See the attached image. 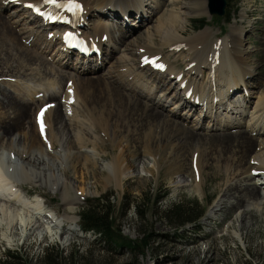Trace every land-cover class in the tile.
Wrapping results in <instances>:
<instances>
[{
	"label": "rangeland",
	"instance_id": "rangeland-1",
	"mask_svg": "<svg viewBox=\"0 0 264 264\" xmlns=\"http://www.w3.org/2000/svg\"><path fill=\"white\" fill-rule=\"evenodd\" d=\"M15 1H9V3L16 5ZM138 1L149 4L151 2H160L161 0ZM166 1L153 16L151 14V20L147 18V15L143 16V24L136 23L132 17L130 19L126 17L123 19V22H121L117 20L116 17H114L115 20L108 19L110 18L109 16H111L108 15L107 19L105 18L104 21L115 25L113 33L115 41L110 46L112 53L109 51L110 49L107 51L104 55L106 59L102 62V64L100 62L101 57H98V60H96L94 64H87V67H91V72H85L79 76L88 77L90 80L96 79L98 85L102 81L107 80L108 83L106 82V84L114 89L116 93L125 94L128 97L129 102L121 96H116L111 99L114 104L113 105L111 103V110L120 109V111L123 112V116L126 119L125 121L130 128L126 134V140L118 133L115 126L112 130L116 131L118 135V145L114 147L113 142L110 143L106 138L103 139V131L101 132V130H99L98 124L97 126H94L96 123L94 118L90 115L89 109L85 110L80 104H77L78 102L74 99V94L72 93V97L70 99V110L68 111L69 114L73 116L72 118L75 120H82V123L80 124V127L75 124V122L71 123V125L69 124L70 126H68V121L64 119L67 121L64 122V124L67 125L64 131L58 130V125L55 127V149H48L45 145L47 141L46 137L41 136V129L39 126L38 128H35V125L32 122V120L34 121L33 117L35 112L33 110L34 107L31 108L30 117L25 120L24 129L23 131L21 129V134H19L21 135V138L26 135L25 138L28 139L30 133H34V136L40 141V143H44L43 151L45 155L47 154L46 162L48 163L45 164L43 161L44 170L42 173L41 183L38 181V178H36L35 183L34 180L29 183L26 182L25 186L29 189L35 185L42 184L39 186V189L36 190V193L40 195L42 194L41 200L44 203V207L41 203L43 208L41 211L43 217L42 222L45 224L44 221H47V219L53 221L57 219L55 223H59L61 225V228H58V235L61 232L64 233L63 231H65L63 239L65 238L66 240L68 238V241L64 245L61 241L59 242L52 239L50 235L42 238L40 233L41 229L38 231V235L25 237L24 233V236H21V230H19V234H17V236H14V238H7L3 235V233L6 232V227L4 225V228L0 230V262L8 258L7 252H9L19 255L21 260L26 257L31 261L30 264H35V261L40 260L44 255V251L47 250L48 253L57 256L58 259L56 264H189V258L196 261V258L199 257L201 259L200 264H264V205H261L260 210L254 213L256 215H252L250 221L252 222L251 226L243 230L242 242L239 238L233 237L235 234L234 228L238 224V222H235V217L238 213H240V210H242L241 208H232L225 211V213L217 212L212 218H207L209 215H212L215 203L223 193L221 184L233 182L232 178L234 176L225 172V169L233 163L238 155V147L235 143L233 144L230 141H212L206 143V141H197L195 138L193 140L187 138L189 133L198 136H217L222 134L231 135L237 131L244 130L249 132V128H247L248 126L246 127V125L250 120L249 111L252 110L251 108L253 105L250 104V106L246 107L244 114H240L238 112L234 114V116L238 119L237 125L232 122L230 126L219 129L214 126L215 122H213L212 119L208 116H202V114L206 112V105H203L201 101L198 102L196 95H192V99L190 98L191 96H189L183 100L181 86L177 87V85L172 86L169 84L168 86H170V89L166 90L162 87V82H159L157 87L147 84L146 90H139L132 84L121 81L117 76L116 65L120 62L119 60L123 58V60H125L130 57L137 56L135 55L137 46L142 43L145 35H147V30L156 25L160 19H165L167 17V14L170 13L172 8V1L175 5L178 3L188 2V5L191 6L190 2H193L194 0ZM201 1L203 3V9L207 10V0ZM227 7L230 10L229 19L224 18V15L220 16L221 18L215 16L207 17V14L189 17L185 28L182 31V38L179 40L180 43L187 44L185 47L183 46L184 48L188 47L189 43H193L194 46L201 47L200 44H204L203 40L205 41L206 38H208L207 42L212 43L214 46L219 48L221 44L224 45L225 43H232L237 35V31H234L236 28L241 30L243 29L244 32L242 30L243 34L241 36V42L244 45L243 47L248 46L251 48V51L246 54L248 65L240 66L241 70L244 71L243 79L245 82H243V85H246L244 87L247 88V91H235L236 94L234 93L235 95L233 96L236 99L238 94L241 92L240 94L244 95V101L246 104V102L251 98V94V100H255V96H258V94L261 93V90L264 89V85H262L264 83V0H236L235 3H232L230 6H226V8ZM242 8L246 9L245 18V14L242 18L240 17ZM85 11L87 12L86 24L91 26L95 25L97 20L94 16H97L99 13L96 12L93 16H91V13L86 9V6ZM131 13L133 14L134 12ZM0 16L1 19H4H2V21L5 24L7 22L9 26L11 25L12 30L17 34L14 46L22 47L21 45H23L31 51L38 53L39 56L42 55V59H44L48 65L52 67V69H55V71L48 73V75L47 72L43 73L42 69L38 68L37 62L31 65L21 66L19 64L21 63V58L14 54L16 51L10 49L11 46H4L7 48L8 56L10 58L5 62L4 60L2 62L0 61V65H2L0 66V88L4 89L6 92L18 95V98H23L22 100H28L31 102L42 97L44 92L40 91L41 88L48 85L51 86V83L54 82V86H52V88L54 92L58 93V97L56 96V99L52 102H49L51 99H48V101L44 99L43 101L47 102L48 105L52 104L53 107L59 105L61 113L65 115L67 112L65 109V92L66 87L70 86V82L69 79L68 81L66 79L64 84H59V86L61 85L60 87L58 86V83L56 86V82H59L58 78L60 74L72 71L76 72L77 68L74 69L69 64L64 65L65 61L62 62L61 58L53 56L51 53H47L46 50L43 51L31 44H26L24 39L29 35L21 33L24 31V28L23 30H20L21 26L19 27L11 24V21L14 20L13 17L15 14L12 13L7 15V12L4 9V11L0 10ZM202 17L206 18V25L200 28L196 27V23H194L193 20H197ZM134 18L140 19L138 17ZM234 20L236 23L233 22ZM169 25L170 22L167 21L166 28L169 27ZM121 29H123L124 36L122 42L118 40V35L121 32ZM203 33L207 34V37L201 38L200 42V40H197L196 38L200 39V36ZM158 35L159 34H155V39H159ZM44 36H46L45 32ZM31 37L32 33L29 38ZM158 39L155 40L156 43ZM178 48H180V46H178ZM217 50L218 49L213 50L212 52ZM164 52L165 55L168 54L167 49H165ZM210 55L211 53L203 55L201 59L210 58ZM219 57H221V55ZM222 58H226L225 52ZM168 59L174 66V70L172 69L174 72H180L183 74L184 78L192 82H206L209 77L207 76L209 68L207 66L204 67V65H201V70L204 72V76L202 78H200L201 74H193V71H190L188 68V58L186 57V52L184 50L182 51L180 57L177 58V54H170ZM17 60L19 61L16 62ZM90 61H92V59ZM74 63L70 64L73 65ZM152 63L153 61L149 60L148 64L151 65ZM95 64H97V67ZM244 68H251L252 72H247ZM118 71H120V69ZM20 73L23 74L21 75ZM141 74L144 78L149 79V81H152L155 76L154 70H150L148 67H146V70H144ZM164 76L167 78L164 77L162 81L168 82V79L170 78H168L165 74ZM67 77V75L63 74V80ZM169 81H171V79ZM210 82L212 86H215L213 81ZM113 83L115 84V87L111 86L114 85ZM116 83L119 84L116 85ZM243 85H240L239 87L242 88ZM61 87L65 90H61ZM100 89L104 90V84L100 85ZM149 90L151 91L149 92ZM132 92H135L137 95ZM26 93H29L30 95ZM188 93L190 92H187L185 96ZM59 94H61V97H59ZM175 94L177 95L176 98L171 100L170 97ZM98 97L99 100L96 103V106H99L102 103L101 101L104 103L107 102L106 99L100 96ZM164 97H168V100ZM119 99L121 100V103H119ZM131 99L138 100L141 104L145 102L151 106L163 103V106L161 105L158 108V110H160L161 117L150 121L145 116V114H148V109H139L131 106ZM239 99H242V96ZM182 101L193 102H191L190 106L186 104L181 106L179 109L177 106H174L175 102ZM172 105L174 106L173 111H168L169 109H172ZM76 106L77 109H75ZM89 108H92L90 103ZM227 109L230 108L228 107ZM201 111L202 114L200 115ZM2 113L9 114L11 111L0 106V114ZM91 118L93 120H91ZM162 121H171L173 128H177L179 126V130L181 129L182 132H179L175 138H172V143L166 146L165 144H161L162 140L157 139V142H153V144L157 143V145L153 146V152H150L147 150V137L143 136V132L146 131L147 128H150L151 130L157 128V133L161 132L160 129ZM28 122L30 123L32 131L29 127H27ZM64 124H61V126L63 127ZM208 124L209 128L207 127ZM211 125L213 126L210 128ZM148 131L149 129L146 132ZM80 133H82V135H80ZM159 134L161 135V133ZM250 136L258 141L264 139L263 132L258 133L257 131H253ZM18 137L19 136L16 137L17 141ZM74 137H78L84 142H89L90 145L83 144L82 147L78 149L76 146H73V140H75ZM66 142L71 144L73 147V149L72 147L70 148L71 154L69 156L66 155L69 154L68 150L67 152L65 150V144H67ZM94 142L96 144L100 143L99 145H102L103 149L94 151ZM18 143L13 145L11 151L9 149L10 147L4 146V142L0 151L3 150L5 153H11L12 157L15 156L19 163H22V166L25 168L27 167L28 170V159H20V157L15 155L16 153H23V144L25 142L20 139ZM122 150L125 161L120 163V167L122 166L121 177L119 174L120 179L119 177L117 179L112 174V172L114 173L112 161L114 159L113 157H116ZM255 151H258L257 146L250 151L252 152L250 157L253 153H255ZM194 152L195 154H203V161L200 164L202 165L201 172L197 171V166L193 159ZM73 155L80 156V164L74 169L71 166V163H73ZM82 155L90 157L95 163V167L93 166L92 168L91 165H86L87 169H84L85 166L83 165H85V161L84 156ZM104 155L106 157H104ZM248 156L249 154L246 156V160ZM25 158H27V155ZM63 170H66L65 175ZM100 170L107 172H105V174L102 173L100 177L101 179H98V172H102ZM238 173L239 172L235 174ZM52 174H55V176L59 178V181H56L59 184L57 188H52L54 184ZM25 176V171L16 170L13 178L17 183L16 185H18L22 180L26 181L27 179H25ZM254 176L258 178V174H255ZM235 180L236 179H234V181ZM25 190L26 189H23L21 191L25 194ZM19 193L18 195L20 197ZM165 194L166 197L157 203L158 209H156L153 203L154 199L156 196H163ZM106 195L111 196L113 206L115 207L114 215L116 217L122 210L120 209L121 203L123 201H129V206L126 209L128 210L126 216L123 218L121 217L118 220L117 225L120 229L122 237L125 238L136 239L141 237L143 234H149V246L144 249V251L133 254L125 247H118L112 251L107 250L101 247L99 242H96L97 237L94 233H83L78 228L80 212L83 208L87 207L86 201L94 198H101L102 200ZM25 197V200H31L29 199L30 196L25 195ZM77 197H79L80 200H78V203L76 204L77 206L75 205L74 207L75 209L73 211L75 212L72 214L68 213L66 210V208L70 206L67 204L68 201ZM23 198L22 200H24ZM22 200L20 197V202L23 204ZM190 201H196L204 210L201 219L193 226L188 225L187 227L181 229L178 225L165 220L162 215L158 213L159 211L169 209L174 204ZM9 204L12 203L9 202ZM247 205H250V203ZM7 206L8 205H6V207ZM12 209V207L8 208L11 213ZM47 214H49L50 217ZM53 214L56 218L53 217ZM71 218H76L77 221H71ZM68 228L73 231L68 230ZM207 247H209V249L205 252L206 254L201 252ZM192 248L196 252H194ZM197 252L200 253L196 256L194 253ZM209 258H211V260H209Z\"/></svg>",
	"mask_w": 264,
	"mask_h": 264
},
{
	"label": "bare ground",
	"instance_id": "bare-ground-1",
	"mask_svg": "<svg viewBox=\"0 0 264 264\" xmlns=\"http://www.w3.org/2000/svg\"><path fill=\"white\" fill-rule=\"evenodd\" d=\"M9 1H15V0H0V10L4 11L5 9L7 15L12 13L15 14V16L13 17L14 20L11 21V24L14 26H19V27L21 26L20 30H23L24 28V31H22L21 33L29 35L26 36V38L24 39L25 43L31 44L40 50L43 51L46 50L47 53H51L53 54V56H58L59 58H61L62 62L65 61L64 65L69 64L74 69L77 68V71L63 73L64 75L68 76L67 78H65V80H63L64 79L63 74H60L58 78L59 82H56V86L57 83L58 86L59 84L61 85L62 83L64 84L66 79L67 81L69 79L70 82V86L66 87V92H65L66 94L65 109L67 110L65 115L61 113V108L59 105L53 107L52 104L48 105L47 102L43 101L44 99H46V101H48V99H51V101L49 102H52L56 99L58 93L54 92L52 88V86H54L53 85L54 82L51 83V86L48 85V86H44V88H41L42 90L40 89V91L44 92L42 97H40V99H36L35 101H31V102H29L28 100H22L23 98L22 99L20 97L18 98V95L16 94L14 95L13 93L6 92L4 89L0 88V106L4 109L11 111V113L9 114H5V113L0 114V149H2L1 146L4 145L5 142L4 146L10 147L9 149L12 151L11 148L13 147V145L17 144L20 139L24 140L25 143L23 144V150H22L23 153H19V154L16 153L15 155L20 157V159L23 158L28 159L27 165L29 166L27 170V167L26 168L23 167L22 163H19L18 159H16L15 156L12 157L11 153H5L3 150L0 151V230H2V228H4L5 225L6 232L3 233V235H5L7 238H12V237L14 238V236H17V234H19V230H21L20 231L21 236H24L23 234L25 233V237L27 236L30 237V235H38V231H40L41 229L40 233L42 235L41 236L42 238L50 235L52 239H55L59 242L61 241L65 245V243L68 241L67 240L68 238L66 240L65 238L63 239V234L65 233V231H63L64 233L61 232L59 234L60 236L58 235V228H61V225L59 223H55L57 219L54 221L47 219V221H44L45 224H43L42 222L43 217L41 211L43 210L42 205L44 207V203L41 200L42 194L40 195L36 193V190L39 189V186H41L42 184L35 185L29 189L25 186L26 182L29 183L34 180L35 183L36 178H38V181H40L41 183L42 173L44 170L43 161L45 164L48 163L46 162L47 154L45 155L43 151L44 143H40V141L34 136V133H30L29 137L27 136L28 139L25 138L26 135L25 137L23 136L21 138L20 135L21 129L23 131L25 126V120L30 117V111L32 107H34L33 110L35 112L33 117L34 121L32 120V122L34 123L35 128H38L39 126V128L41 129V123H40L41 118L39 114L41 110L44 109V113L42 117L43 131H41V136L46 137L47 141L45 145L47 146L48 149L51 150L53 148L55 149L56 147L55 127H57V125L59 127L58 130L64 131L67 126L66 124H64V122L68 121L67 122L68 126H70L71 123L75 122V124H77L79 127L80 124L82 123L81 122L82 120L79 119L75 120L74 118H72L73 116H71V114H69L68 111L70 110V99L73 93L74 99L78 102L77 104H80L81 107H83L85 110L89 109L90 111L89 113L94 118L96 123V125L94 126H97L98 124L99 130H101V132L103 131V135H104V137H102L103 139L106 138L110 143L113 142L114 147L118 145L117 143L118 135L116 131L112 130L114 126L117 128L118 133L125 139L127 136L126 134L130 130V128L125 121L126 119L123 116V112H121L120 109L111 110V103L113 104L111 99L116 96H121L124 97L129 102L128 97L125 94L116 93L114 89H112L106 84L107 80L102 81L98 85L96 79L90 80L88 77H79L85 72H91V67H87L86 65L87 64L90 65L92 63L94 64L95 61L98 60V56L96 54H93L85 58L84 55H81L79 53V50L71 49L70 40L68 41L62 40V36L64 35L65 32H70V33L73 32L79 38L80 42H83L86 45H92V44L95 45L100 50V54H101L100 62L102 64V62L106 59L104 55L107 53L109 49L110 52L112 51L110 46L115 41L114 40L115 36L113 35L115 25H112L104 21V19L105 18L107 19V16L111 15L109 16L110 18L108 19L113 20L114 17H116L117 20L123 22L124 18L127 17L128 19H130L132 17V19L136 21V23L143 24L144 23L143 16L147 15V18L151 20L152 19L151 14L153 16L155 12H157L158 9L163 6L166 0H161L160 2H154V3L151 2L153 4L151 3L145 4L144 2L141 1L139 2L138 0H115V1L114 0H56L55 3H48L46 2V0H16L15 1L16 5H13L12 3L10 4ZM68 2L74 4L75 7L74 6L66 7V4ZM188 4H189L188 2H183L175 5L172 1V5H171L172 8L170 10V13L167 14V17L165 19H160V21L156 25H154L151 29H148L147 35H145V38L143 39L142 43H140V45L137 46L136 49L137 51L135 55H137L138 57L133 56L125 60H123L124 58L119 60L120 62L116 65L117 76L121 81L132 84L139 90H146L147 84H151L157 87L159 82L160 83L162 82V87H164L166 90L170 89V86H168L169 84L172 86L177 85V87L181 86L182 87L181 90L183 92L182 93L183 100L185 98H188L189 96H191L190 98L192 99V95H196L198 102L201 101L203 105L204 104L206 105V112L202 114L201 111L200 115L202 114L203 117L208 116L210 119H212L213 122H215L214 126L219 129L230 126L232 122H234L235 125H237L238 119L234 116V114H236L237 112L240 114H244L246 107L250 106V104L253 105V107L251 108L252 110L249 111L250 120L246 125V127L248 126L247 128H249L248 129L249 132L244 130V131H237L236 133L231 135L222 134L217 136L215 135L198 136V135H193L192 133L189 134L187 133L188 137L185 135L190 140H193L195 138L197 141H206V143L212 141H217V142L230 141L233 144L235 143L236 146L238 147V153H237L238 155L236 156L233 163L227 166V168L225 169V172H227L228 174H232L234 176L232 178L233 182L221 184L223 193L220 195V197L215 203L213 210L214 213L212 212V215H209L207 218H212L214 214L216 215L217 212L225 213V211H228L232 208H241L242 210H240V213H238L235 217V222H238V224L234 228L235 234L233 237L239 238L242 242L243 230L251 226L252 222L250 221L252 215L260 210L261 205H264V139L258 141L257 139L250 136L253 131H257L258 133L263 132L264 134V89L261 90V93L258 94V96H255L256 97L255 100H251L252 98V94H251V98L249 99V101L246 102V104L244 101V95L240 94L241 92L238 94V97H236V99L233 96L236 94L235 91H241V90L247 91V88L244 87L246 85H243V82H245V80L243 79L244 71L241 70L240 66L248 65L246 54H248L251 51V48H249L248 46L243 47L244 45L241 42L242 40L241 36L244 32L243 29L242 32L241 29L236 28L234 31H237L236 33L237 35L236 38L232 41V43L230 44L225 43L224 45L221 44L219 48L214 46L212 43L207 42L208 38H206L205 41L203 40L204 44L201 43L200 44L201 47H197L194 46L193 43H189V46L184 48L185 45L187 44L180 43L179 39L182 38V31L185 28L188 18L195 15L196 16L206 15L207 13V10L203 9V3L201 0H194L193 2H190L191 6H189ZM85 6L86 9L91 13V16H93V14H95L96 12L100 14L94 16L96 17L97 22H95L96 24L94 23L95 25L93 26L86 24L87 12L85 11ZM241 10L242 11L240 12V17L242 18L245 14L246 9L242 8ZM48 11L59 13L60 16L64 18V22L58 21L54 24H50L49 22L43 21L42 17H40L38 14L40 12L46 13ZM131 12L134 13L132 14ZM134 17H138L140 19H135ZM2 19L0 16V61L1 62L3 60L4 62L9 60L10 57L8 56V50L6 47L11 46L10 49L16 51L14 54L17 55L19 58H21V63H19L21 66L31 65L37 62L38 68L42 69L43 73L47 72L48 74L52 71H55V69H52V67L48 65V63L44 59H42L41 57L42 55L39 56L38 53L31 51L30 49H28L23 45H21L22 47L14 46L17 34L15 31L12 30L11 25L9 26L7 22L6 25L2 21ZM167 21L170 22V25L169 27L166 28ZM233 22L236 23L235 20ZM44 32L46 36H44ZM31 33H32V37L29 38ZM155 34H159L158 35L159 39L156 38L158 39L157 43L155 42L156 40L154 37ZM104 35L106 36L105 38H103ZM118 36H119L118 40L122 42L124 37L123 29H121V32L119 33ZM204 37H207V34L203 33L200 36V39L198 38L196 39L200 40L201 42V38ZM178 46H180V48H178ZM165 49L168 50L167 55H165L164 52ZM216 49L218 50L212 52L213 50ZM183 50L186 52V57L188 58L187 59V61L189 62L188 68L190 69V71H193V74L195 73H198L197 75L201 74L200 78H202L204 76L203 75L204 72L201 70V65L207 66L209 68L207 72L208 74L207 76L209 77L206 80V82L204 81H201L200 83L192 82L184 78L183 74H181L180 72L173 71L174 66L172 65V62L168 59L169 55L177 54V58H178L182 54ZM203 51L206 52L204 53ZM224 52L226 53V58H222ZM209 53H211L210 58H205L203 60L201 59L203 55H207ZM220 55L221 57H219ZM91 59L92 61H90ZM149 60H153V63L151 65L148 64ZM18 61L19 60H17L16 62ZM70 63H74V64L72 65ZM95 65L97 67V64ZM146 67H148L150 70H154L155 72V76L153 77L152 81H149V79L144 78L141 74L144 70H146ZM119 69L120 71H118ZM244 70L247 72H252L251 68H244ZM164 74L167 75L168 78L171 79V81H169L170 79H168V82H163L162 79L166 77L164 76ZM177 77L180 78L177 79ZM210 81H213L215 86H212ZM101 84H104V90L100 89ZM118 84L116 83V85ZM240 85H243L242 88L239 87ZM262 85H264V83ZM111 86L115 87V84ZM230 89L232 90V92L230 91ZM61 90H65V89L61 87ZM150 91L151 90H149V92ZM187 92L190 93H188L185 96ZM132 93L136 94L135 92ZM231 93H235V94H231ZM61 94H59V97H61ZM98 96L106 99L107 102L104 103L103 101H101L102 103L99 106H96V103L99 100ZM176 96H177L176 94L172 95L170 99L171 100L175 99ZM241 96L242 99H239ZM164 98L168 100V97H164ZM191 102L190 101L175 102L174 103L175 105L174 104L173 105L177 106V108L179 109L181 106H184L186 104L190 106ZM89 103L92 105L93 108V109L91 108L92 110L89 108ZM119 103H121L120 99H119ZM130 104L131 106L137 107L139 109H148L147 110L148 114H145V116L150 121L156 120L155 118L161 117L160 110H158V108L161 105L163 106V103H159L156 106H151L145 102L141 104L140 101L131 99ZM173 105L171 106L172 109H169L168 111H173V107H174ZM228 107L230 109H227ZM75 109H77V106L75 107ZM64 119H66L67 121ZM91 120L93 119L91 118ZM61 124H64V126L62 127ZM212 126L213 125H211L210 128ZM27 127H29L30 130L32 131L29 122L27 123ZM178 127L173 128L171 121H162L161 129H160L161 132H159L161 133V135L157 133V128L152 130L150 128H147L146 131L148 129L149 131L143 132L144 133L143 136L147 137L146 139L147 150L153 152V146L157 145V143L153 144V142H157V139L162 140L161 144L162 145L165 144V146L172 143L173 140L172 138H175L179 132L180 133L182 132L181 129L179 130ZM207 127L209 128V124ZM80 135H82V133H80ZM17 136H19L17 138L18 141L16 140ZM38 137L40 138L39 135ZM74 139L75 140H73V146L74 147L76 146L78 149H80L83 144L90 145L89 142L88 143L84 142L78 137H74ZM99 144L100 143L96 144L94 142L93 145L94 151L103 149V146ZM256 146L258 147V151L257 152L255 151V153H253V155L250 157V154L252 153L250 151ZM40 147L42 150L40 149ZM71 147H72L71 144L69 143L65 144V150L66 152L68 150L69 153L66 154L67 156L71 154L70 153ZM122 152L123 150L116 157L114 156L113 157L114 159L112 161V166L114 171V173L112 172V174L117 179L119 177V174L121 177L122 166L120 167V163L125 161ZM25 154L27 155V158H25L26 157ZM248 154L249 156L247 157L246 160V156ZM104 157L106 156L104 155ZM89 158L90 157L84 156V161H85V165H83L85 166L84 169H87L86 165L88 166L91 165L92 168L93 166L95 167V163L91 160V158L90 159ZM193 159L197 166L196 167L197 171L201 172L202 165L200 164L203 161V154L202 153L195 154L194 152ZM79 160H80V156L73 155L72 158L73 163H71L73 169L80 164ZM16 170L25 171L26 178L25 177L24 178L27 179L26 181L25 180L20 181V183L18 184L19 187L18 185H16L17 183L15 179H13ZM104 170H100L102 172H98L100 174V175L98 174V179H101L100 177L102 173L105 174V172H107ZM63 171L65 175L66 170ZM237 172L239 173L235 174ZM255 174L259 175L258 178L254 176ZM52 175H53L52 178L54 180V181L52 180L54 182L52 188L54 187L57 188L59 184L56 181H59V178H57L55 174ZM234 179L236 180L234 181ZM23 189H26L25 194L23 193V191H21ZM18 193L20 194L21 200L24 197L23 198L24 200H22L24 205L20 202V197ZM25 195L30 196L29 199L31 200H25L26 199ZM78 200H80L79 197L72 198L71 201H68L67 204L70 205L66 208L68 213L72 214L75 212L73 210L75 209L74 207L78 203ZM9 202L12 203L13 205L9 204ZM248 203H250V205H247ZM6 205L8 206L6 207ZM10 207L13 208L12 213L8 210V208ZM71 221L76 222L77 220L76 218H71ZM68 230L73 231L70 228H68ZM208 249L209 247H207L201 252L205 253ZM198 253L200 252L194 254L197 256ZM200 260H201L200 257L196 258V261H193L191 258H189L188 263L200 264ZM209 260H211V258H209Z\"/></svg>",
	"mask_w": 264,
	"mask_h": 264
},
{
	"label": "trees",
	"instance_id": "trees-1",
	"mask_svg": "<svg viewBox=\"0 0 264 264\" xmlns=\"http://www.w3.org/2000/svg\"><path fill=\"white\" fill-rule=\"evenodd\" d=\"M228 6L232 3H235L236 0H227ZM230 11L226 9V19H228ZM196 23V27H203L206 25V19L200 18L193 20ZM166 197V194L163 196H156L154 199V206L158 209L157 203L162 201ZM87 207L83 208L79 216L80 229L84 233L92 232L96 235V242H99L101 247L107 250H115L118 247H125L127 250L133 254L140 253L144 251L149 246L150 235H142L136 239H129L122 237L120 229L118 227V220L126 216L129 206V201H123L121 203L120 209H122L116 217L114 215V209L112 199L110 195L104 196L101 198H94L92 200H87ZM203 208L199 206L196 201H190L185 203H178L172 205L169 209L159 211L158 213L162 217L170 221L172 224L178 225L181 229L187 225H195L196 222L200 220L203 216ZM140 219V217H139ZM147 227V226H146ZM149 228V227H148ZM142 234V233H139ZM8 258L2 260L0 264H30L31 261L25 257L21 260L19 255L7 252ZM13 259V260H10ZM27 259V260H26ZM57 256L51 253H48L47 250L44 251V255L40 260H36L35 264H56Z\"/></svg>",
	"mask_w": 264,
	"mask_h": 264
},
{
	"label": "water",
	"instance_id": "water-1",
	"mask_svg": "<svg viewBox=\"0 0 264 264\" xmlns=\"http://www.w3.org/2000/svg\"><path fill=\"white\" fill-rule=\"evenodd\" d=\"M207 14L208 16L217 15L223 16L227 6V0H207Z\"/></svg>",
	"mask_w": 264,
	"mask_h": 264
},
{
	"label": "snow or ice",
	"instance_id": "snow-or-ice-1",
	"mask_svg": "<svg viewBox=\"0 0 264 264\" xmlns=\"http://www.w3.org/2000/svg\"><path fill=\"white\" fill-rule=\"evenodd\" d=\"M46 2H48V3H55L56 2V0H46ZM43 113H44V109H42L41 110V112H40V123H41V131H43V121H42V117H43Z\"/></svg>",
	"mask_w": 264,
	"mask_h": 264
}]
</instances>
